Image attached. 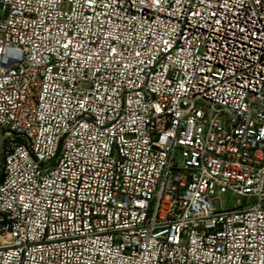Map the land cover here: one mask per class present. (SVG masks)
<instances>
[{
	"label": "built area",
	"instance_id": "obj_1",
	"mask_svg": "<svg viewBox=\"0 0 264 264\" xmlns=\"http://www.w3.org/2000/svg\"><path fill=\"white\" fill-rule=\"evenodd\" d=\"M0 264H264V0H0Z\"/></svg>",
	"mask_w": 264,
	"mask_h": 264
},
{
	"label": "rangeland",
	"instance_id": "obj_2",
	"mask_svg": "<svg viewBox=\"0 0 264 264\" xmlns=\"http://www.w3.org/2000/svg\"><path fill=\"white\" fill-rule=\"evenodd\" d=\"M228 206H231V207H232V206H233V204H231V203H230V204H228Z\"/></svg>",
	"mask_w": 264,
	"mask_h": 264
}]
</instances>
